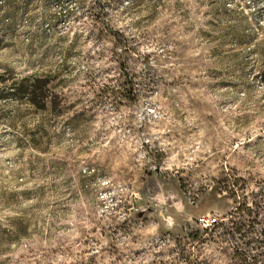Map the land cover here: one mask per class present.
Segmentation results:
<instances>
[{
	"label": "rangeland",
	"instance_id": "1",
	"mask_svg": "<svg viewBox=\"0 0 264 264\" xmlns=\"http://www.w3.org/2000/svg\"><path fill=\"white\" fill-rule=\"evenodd\" d=\"M240 205L264 0H0V264H235Z\"/></svg>",
	"mask_w": 264,
	"mask_h": 264
},
{
	"label": "trees",
	"instance_id": "2",
	"mask_svg": "<svg viewBox=\"0 0 264 264\" xmlns=\"http://www.w3.org/2000/svg\"><path fill=\"white\" fill-rule=\"evenodd\" d=\"M27 91L28 99L37 104L36 82L32 81ZM242 205L237 207L236 211L231 214L228 223L222 225L224 234L236 237L238 243L233 253L235 264H264V213L253 211L247 214L243 213ZM237 211H241L236 221ZM235 214V215H234Z\"/></svg>",
	"mask_w": 264,
	"mask_h": 264
},
{
	"label": "built area",
	"instance_id": "3",
	"mask_svg": "<svg viewBox=\"0 0 264 264\" xmlns=\"http://www.w3.org/2000/svg\"><path fill=\"white\" fill-rule=\"evenodd\" d=\"M84 172H91V169L86 167V168H84ZM192 203H194V202L192 201ZM197 222L203 228H208L215 222V218H212L209 215H202L201 217L198 218Z\"/></svg>",
	"mask_w": 264,
	"mask_h": 264
}]
</instances>
